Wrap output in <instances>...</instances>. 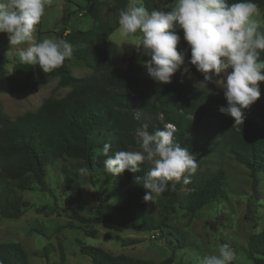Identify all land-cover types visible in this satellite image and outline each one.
<instances>
[{"label":"trees","instance_id":"obj_1","mask_svg":"<svg viewBox=\"0 0 264 264\" xmlns=\"http://www.w3.org/2000/svg\"><path fill=\"white\" fill-rule=\"evenodd\" d=\"M86 2L85 9L96 25L88 31L68 32L71 1L65 0L63 27L56 33V39L83 47L73 48V56L62 66L43 73L38 65L16 62L7 74L10 61L0 54V78L6 80L10 93L40 89L55 77L60 79L61 86L70 87L64 97L47 99L36 111L16 119L6 115L0 106V218L19 220L26 214L31 204L24 200L23 193L37 188L44 193L50 191L46 177L51 164H57L63 174L62 188L69 195V206L78 205L83 191L81 175L87 172L93 179L97 174H106L102 154L105 143L112 145L113 154L138 150L135 131L138 127L147 125L152 133L170 123L175 129L174 142L194 154L198 169L190 177V183L185 184L182 177L174 186L169 183L160 194L166 212L161 219L146 214L143 199L146 190L137 180L150 168L147 162L137 173L125 171L112 176L126 194L125 205H113L110 197H105L99 200L90 217L76 211L67 215L83 225L109 223L136 232L162 233L163 228H171L168 234L163 233L174 255L185 247L186 237L179 228L170 226L168 216L180 209L184 216L193 217L233 191L222 161L231 158L244 166L249 171L254 194L258 193L264 183V119L244 109V124L234 127V119L219 111L226 106L220 97L189 83L160 84L144 79L139 75L135 57L130 59L126 71L114 66L106 43L118 29L119 13L129 0H114L118 17L113 20L105 16L101 0ZM253 2L262 10L264 19V0ZM143 4L149 11L160 9L156 0H144ZM178 34L182 50L188 48L183 32L178 30ZM73 59L97 75L87 79L73 77L70 70ZM260 60H264V51L260 52ZM191 72L203 81L194 66ZM183 186L188 193H181ZM205 225L215 231L222 226L218 222ZM85 233L97 235L95 230ZM226 244L243 252L253 264H264V230L251 234L246 244L238 240ZM82 253L93 264H154L125 255L114 256L99 248H83ZM36 256L49 261L48 247ZM0 264H30L29 256L19 243H0ZM161 264H175L174 257Z\"/></svg>","mask_w":264,"mask_h":264},{"label":"rangeland","instance_id":"obj_2","mask_svg":"<svg viewBox=\"0 0 264 264\" xmlns=\"http://www.w3.org/2000/svg\"><path fill=\"white\" fill-rule=\"evenodd\" d=\"M70 1L71 16L68 32L91 30L96 24L85 9L86 0ZM101 1L104 3L105 16L111 20L118 17L114 0ZM156 2L160 9L169 10L174 0H156ZM64 8L65 0H48L44 15L34 33L37 42L44 38L56 39V33L63 27L61 20ZM255 18L260 22L259 30L264 32L261 9ZM137 39H139V33L123 38L116 30L106 43L112 64L126 71L130 65V59L135 57L139 75L144 79H152L143 66L150 57L137 51ZM81 46L72 45L73 48ZM178 50H182L181 44L178 45ZM0 54L6 55L10 61L6 67V73L9 74L13 65L19 60L18 53L15 50L10 51L5 33H0ZM70 70L72 76L78 79L97 75L92 69L74 59L70 62ZM181 72L173 76L172 82L195 85L226 101L222 91L215 86L203 83L192 72L189 75H182ZM59 82L60 79L55 77L40 89L10 93L6 80L0 78V106L12 119L27 112H34L47 99L62 98L70 91V87H63ZM260 87V99L248 109L264 119V83H261ZM222 163L226 165L232 192L220 202L199 211L193 217L184 216V211L180 209L168 216L170 226L179 228L186 237L185 247L174 255L164 234H168L171 228H163V234L159 231L136 232L109 223L83 225L70 219L67 213L71 214L73 211L85 217L92 216L102 198L110 197L111 204L122 206L126 204L127 197L112 176L97 174L91 179L88 173L84 172L81 175L82 199L78 205L70 207L69 195L62 188L64 177L57 164H51L48 167L46 183L49 192L44 193L37 188L23 193L24 200L28 201L31 207L21 219L0 218V243L21 244L28 253L30 264H93L92 259L82 253L83 248H99L114 256L125 255L148 260L154 264H161L171 256L174 257L175 264H202L203 257L218 253L221 245L230 243L232 240L246 244L251 234L264 230V183L255 195L249 182V171L244 166L235 163L231 158H227ZM188 192V188L183 186L181 193ZM164 206V198L161 195L156 196L154 200L146 202V214L159 220L166 213ZM205 222H218L222 226L215 231L207 227ZM87 230H95L96 237L87 236L85 233ZM47 247L49 261L36 256ZM232 250L235 253L232 264H253L243 252Z\"/></svg>","mask_w":264,"mask_h":264},{"label":"clouds","instance_id":"obj_3","mask_svg":"<svg viewBox=\"0 0 264 264\" xmlns=\"http://www.w3.org/2000/svg\"><path fill=\"white\" fill-rule=\"evenodd\" d=\"M48 0H0V33L7 34L10 51L18 53L24 65H38L43 73L62 66L73 56L72 45L63 39L44 38L37 42L34 33ZM258 6L253 0H174L169 10L149 11L143 0H129L120 11L118 33L123 38L135 36L138 52L150 57L144 62L148 75L157 83L169 84L177 72L189 75L192 66L202 74L203 83L223 93L226 106L219 111L234 119V127L244 124L243 110L261 97L264 83V32L255 18ZM183 41L188 48L178 50ZM190 52V58L189 57ZM190 78V76H189ZM138 150L112 153L105 143L104 172L116 177L125 171L137 173L142 164L151 165L141 177L146 190L145 202L164 193L169 183L183 177L185 184L198 169L189 149L174 142L175 129L165 124L154 132L143 125L136 130ZM235 253L227 244L218 253L206 255L202 264H232Z\"/></svg>","mask_w":264,"mask_h":264},{"label":"built area","instance_id":"obj_4","mask_svg":"<svg viewBox=\"0 0 264 264\" xmlns=\"http://www.w3.org/2000/svg\"><path fill=\"white\" fill-rule=\"evenodd\" d=\"M153 238H155V237H153Z\"/></svg>","mask_w":264,"mask_h":264}]
</instances>
